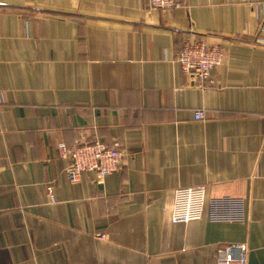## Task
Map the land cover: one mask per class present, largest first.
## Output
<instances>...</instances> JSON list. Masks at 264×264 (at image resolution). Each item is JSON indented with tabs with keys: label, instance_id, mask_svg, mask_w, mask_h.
<instances>
[{
	"label": "crops",
	"instance_id": "obj_1",
	"mask_svg": "<svg viewBox=\"0 0 264 264\" xmlns=\"http://www.w3.org/2000/svg\"><path fill=\"white\" fill-rule=\"evenodd\" d=\"M178 1L0 0V264H216L238 243L264 264V0ZM187 39L226 49L211 81L183 73ZM95 138L124 169L73 185L57 146ZM188 187L204 218L174 224Z\"/></svg>",
	"mask_w": 264,
	"mask_h": 264
},
{
	"label": "built area",
	"instance_id": "obj_2",
	"mask_svg": "<svg viewBox=\"0 0 264 264\" xmlns=\"http://www.w3.org/2000/svg\"><path fill=\"white\" fill-rule=\"evenodd\" d=\"M150 11H167L182 8L178 0H148ZM264 9V4L262 6ZM260 33H264V16L259 24ZM183 50L177 57L183 73L193 79L207 83L211 81V74L225 62L226 49L219 44H210L205 39L190 40L184 43ZM205 111H197L195 120L202 121ZM58 153L67 159L70 165L66 169L67 178L71 184L81 182L84 173H95L97 182L104 183L109 175L119 173L124 169L122 145L114 142L105 144L99 138L91 142L77 143L70 147L66 143H59ZM47 193L51 201L55 202L53 185L47 186ZM206 191L203 187H188L176 190L174 209L171 221L174 224H189L199 221L205 214ZM99 240L106 239L105 235H98ZM216 264H249V246L247 243L225 245L218 249Z\"/></svg>",
	"mask_w": 264,
	"mask_h": 264
}]
</instances>
